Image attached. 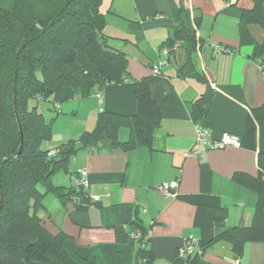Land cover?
Wrapping results in <instances>:
<instances>
[{
    "label": "crops",
    "instance_id": "1",
    "mask_svg": "<svg viewBox=\"0 0 264 264\" xmlns=\"http://www.w3.org/2000/svg\"><path fill=\"white\" fill-rule=\"evenodd\" d=\"M250 7V0H102L103 33L108 46L125 55L126 72L90 56L78 40V63L83 65L92 59L112 84L103 90L101 98L92 94L61 105L54 120L70 110L73 116L81 117L80 125L68 132L56 130L53 141L44 148L54 150L91 130L100 111L135 114L136 102L129 84L133 79L148 78L161 119L150 148L123 152L100 144L80 150L70 159L65 172L68 178L53 176L54 185L78 189L73 175L80 169L87 173L89 204L84 211L76 209L77 199L64 205L47 194L41 212L50 233L65 234V249L73 259L133 264L140 243L132 238L130 224L137 220L146 234V247L153 253L154 264L172 263L187 239L195 242L197 264H236L226 242L215 243L203 252L200 249L224 229L251 224L256 194L235 182L233 176L258 175V155H264V122L255 124L254 151L244 147L204 149L195 145V126L204 125L213 139L223 134L241 139L250 110L264 105V69L250 58L252 47L239 43L241 10ZM196 19L200 21L198 27ZM180 23L196 29L202 41L195 60L204 83L178 75L184 61L182 43H176L171 54L162 52L164 42ZM250 32L255 41H261L259 28L251 26ZM213 45L230 52L215 54ZM155 66L159 74L152 73ZM200 97L207 113L203 120L195 121L192 102ZM128 136L127 128L118 131L120 141ZM194 150H200L201 156L193 155ZM172 181L178 183L176 197H164L155 191L159 184ZM95 196L98 201H93ZM238 263L264 264V238L245 244Z\"/></svg>",
    "mask_w": 264,
    "mask_h": 264
},
{
    "label": "trees",
    "instance_id": "2",
    "mask_svg": "<svg viewBox=\"0 0 264 264\" xmlns=\"http://www.w3.org/2000/svg\"><path fill=\"white\" fill-rule=\"evenodd\" d=\"M251 7L241 10L239 43L252 47L250 58L264 69V0H250ZM102 0H0V264H96L94 259L76 261L65 249L67 237L62 232L50 233L40 212L45 209L47 194L62 204L78 200V211L88 204V193L81 187H60L52 183L59 171H67L70 159L80 150L106 144L111 150L131 152L139 147L150 148L153 132L159 127L161 114L150 92L148 78L133 79L136 113L122 115L100 111L93 129L77 138L61 143L54 150L44 148L52 138V122L44 119L38 103L49 101L58 114L59 107L75 99L99 93L112 82L97 68L92 59L81 65L77 61L81 40L92 57L103 59L126 72V57L108 46L103 33ZM199 26V19L195 21ZM262 32L260 42L254 40L250 27ZM196 29L177 25L163 48L168 54L182 43L184 61L178 67L181 78L204 83L196 70L195 53L202 46ZM214 47V45H213ZM203 97L192 102V118L206 116ZM264 122V105L251 109L245 119L241 147L256 149V123ZM127 128V140L120 141L118 131ZM54 151L53 156H48ZM258 175L236 173L233 180L256 194V204L249 226L224 229L204 244L200 251L218 242L229 244L239 262L247 243L264 238V155H258ZM44 191L41 192L38 187ZM140 233V243L133 264H154L147 248L144 230L137 220L130 232ZM131 232V234H132ZM199 252L176 258L170 264H197ZM239 264V263H238Z\"/></svg>",
    "mask_w": 264,
    "mask_h": 264
},
{
    "label": "built area",
    "instance_id": "3",
    "mask_svg": "<svg viewBox=\"0 0 264 264\" xmlns=\"http://www.w3.org/2000/svg\"><path fill=\"white\" fill-rule=\"evenodd\" d=\"M175 46L173 47L174 50ZM163 54L167 55L169 52V49L164 48ZM213 52L215 54H221V53H228L230 50L226 47L214 45ZM153 74H159V68L157 66L153 67L152 70ZM97 96L101 98V95L97 93ZM196 131V137H195V145H198L204 149L207 150H222L227 147H234V148H240L241 142L240 139L237 136L230 135V134H223L219 139H213L210 136V132L204 125H196L195 126ZM193 155L201 156L200 150H194L192 152ZM54 151H50L48 153V156H53ZM72 180L74 184L77 187H81L84 191H86L89 187V183L87 180V173L86 170L80 169L78 170L72 177ZM177 187L178 183L176 181H172L170 183L165 184H159L155 187V191L164 197H171L174 198L177 195ZM99 197L95 196L93 197V201H98ZM133 239H137L140 237V233L133 231L131 234ZM194 245L195 242L193 239H187L186 243L180 248L179 250V256L180 257H187L194 254ZM238 261H236V264Z\"/></svg>",
    "mask_w": 264,
    "mask_h": 264
},
{
    "label": "rangeland",
    "instance_id": "4",
    "mask_svg": "<svg viewBox=\"0 0 264 264\" xmlns=\"http://www.w3.org/2000/svg\"><path fill=\"white\" fill-rule=\"evenodd\" d=\"M256 28H259L258 26H254ZM259 30L261 31V29L259 28ZM78 42V41H77ZM77 47V43H76V46ZM74 101V100H73ZM38 103V109L39 111L42 112L43 116H44V119L48 122H52V119H55V115L56 113L53 111V108H52V104L49 102V101H36V100H30L29 102V107H33L34 105H36ZM69 104H72V101L68 102V103H64L62 104V106H68ZM66 115V116H63V115ZM81 114V113H80ZM63 115L60 114L56 120H54L52 122V135H54V132L56 130H66L65 132H68V131H71L72 128L74 127H77V125L79 126L80 125V120H81V117H75L72 115V112L70 110L68 111H65L63 112ZM80 118V119H78ZM93 129V128H92ZM56 138V136H54V139ZM51 141H53V136L51 138V140L47 143H45L43 146L46 147V145L48 143H50ZM68 168V167H67ZM67 172V171H66ZM57 174V175H56ZM56 177L57 176H64V177H67L68 178V175L65 173V171H59L58 173H56ZM55 177V178H56ZM53 180V178H52ZM53 183V182H52ZM57 184H55L56 186ZM38 189L43 192L44 190L39 186ZM51 195V194H50ZM53 196V195H52ZM57 199V198H55ZM43 203L45 204L46 203V200L43 201ZM46 206V205H45ZM40 216L42 215L41 212L39 213ZM145 239H147L145 237ZM135 240V239H134ZM187 241V240H186ZM186 241L184 242V244L186 243ZM183 244V245H184ZM182 245V246H183ZM195 253V252H194Z\"/></svg>",
    "mask_w": 264,
    "mask_h": 264
}]
</instances>
